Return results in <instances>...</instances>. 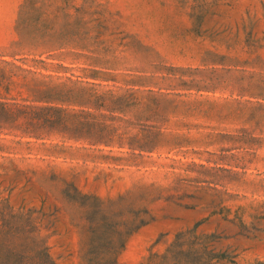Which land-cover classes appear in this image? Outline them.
<instances>
[{
  "label": "rangeland",
  "instance_id": "obj_1",
  "mask_svg": "<svg viewBox=\"0 0 264 264\" xmlns=\"http://www.w3.org/2000/svg\"><path fill=\"white\" fill-rule=\"evenodd\" d=\"M1 102L113 141L0 133V264H264V0H0Z\"/></svg>",
  "mask_w": 264,
  "mask_h": 264
},
{
  "label": "trees",
  "instance_id": "obj_2",
  "mask_svg": "<svg viewBox=\"0 0 264 264\" xmlns=\"http://www.w3.org/2000/svg\"><path fill=\"white\" fill-rule=\"evenodd\" d=\"M76 83V82H74ZM128 92V91H125ZM122 96L116 97L113 91H108L102 96H96L94 102V108L96 110H104L107 113H88V111L80 110V112L92 116L90 119L85 120L83 123L78 124H89L95 126H101L107 128L108 124L105 120H124L123 118L113 115V113H124V110L121 109L118 105L121 102ZM113 100V101H112ZM112 103V104H111ZM118 103V104H117ZM54 110H61L60 108H52L46 106L38 105H26L17 102H1L0 103V133L7 131H20L21 133L33 137L36 139L48 138L53 135L60 136L62 139L68 140H84L90 144L105 143L108 144L113 140L105 141L100 137H91V136H81L76 131L80 128L78 125H66L65 122H62L58 116L55 114H48L44 112H49ZM5 116L4 118L2 117ZM97 119H101L102 122L97 123ZM116 133V128H113L111 134ZM121 137V138H120ZM132 138V137H131ZM112 139V138H110ZM123 135H119L117 141L119 144L122 143ZM41 256L48 260V248H44L39 253ZM26 255H18L17 259L15 258L12 262L6 264H37L32 258L25 257ZM53 264V263H45Z\"/></svg>",
  "mask_w": 264,
  "mask_h": 264
}]
</instances>
